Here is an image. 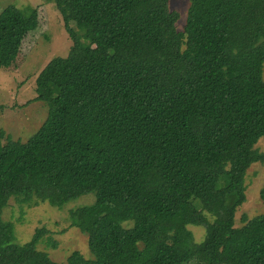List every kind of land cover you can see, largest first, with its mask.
Returning <instances> with one entry per match:
<instances>
[{
    "label": "trees",
    "instance_id": "16d2710c",
    "mask_svg": "<svg viewBox=\"0 0 264 264\" xmlns=\"http://www.w3.org/2000/svg\"><path fill=\"white\" fill-rule=\"evenodd\" d=\"M45 1L71 45L35 78L37 130L0 129V264H264V212L235 225L246 170L264 162V0H189L181 29L170 0ZM37 17L0 10V68ZM88 193L70 225L92 257L54 262L45 229L19 244L1 216L11 197L60 207ZM188 224L209 228L198 251Z\"/></svg>",
    "mask_w": 264,
    "mask_h": 264
},
{
    "label": "rangeland",
    "instance_id": "374dc122",
    "mask_svg": "<svg viewBox=\"0 0 264 264\" xmlns=\"http://www.w3.org/2000/svg\"><path fill=\"white\" fill-rule=\"evenodd\" d=\"M170 2L171 7L180 13L177 27L181 29L189 0ZM9 4L33 6L38 14L35 28L22 36L15 59L7 68H0V129L13 139L25 140L37 130L47 111L45 102L31 101L36 96L35 78L51 58L67 55L71 40L53 3L45 0H0V10ZM255 147L264 150V138L258 139ZM244 184L246 196L235 213L236 226L242 225L243 216L251 218L264 212V200L260 197L264 185V162L251 163L246 170ZM94 198L93 193L83 194L57 207L47 201L22 203L19 198L11 197L1 216L13 223V241L19 244L30 240L36 228L45 229L37 247L47 252L54 262H65L75 250L85 257H92L87 235L70 225V210L89 205ZM123 213L131 216L132 210L126 208ZM206 215L211 221V214ZM125 224H130V220H126ZM187 227L193 236V250H200L209 238V228L195 224H188Z\"/></svg>",
    "mask_w": 264,
    "mask_h": 264
}]
</instances>
